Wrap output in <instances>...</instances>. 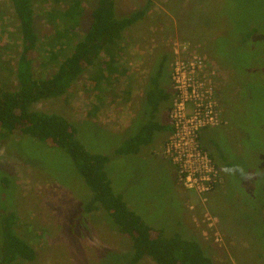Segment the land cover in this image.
Returning a JSON list of instances; mask_svg holds the SVG:
<instances>
[{"label":"rangeland","instance_id":"1","mask_svg":"<svg viewBox=\"0 0 264 264\" xmlns=\"http://www.w3.org/2000/svg\"><path fill=\"white\" fill-rule=\"evenodd\" d=\"M73 1L34 0L38 79L52 75L90 27L98 0H79L84 15L78 26L48 17ZM116 6L121 16L150 9L123 37L117 61L121 76L99 84L108 90H103L106 100L92 93L93 71L88 70L67 94L41 101L35 110L64 117L76 125L78 139L89 151L109 156L113 189L148 225L167 237L175 232L198 240L215 264H264V0H116ZM14 14L11 0H0V88L9 91L19 88L22 50ZM175 44L203 57L220 74L218 95L226 123L201 133L202 146L223 178L220 192H214L207 205L219 221L220 244L213 234H203L202 211L190 210L188 197L180 195L187 193L175 186L170 166L156 163L154 157L138 163L133 156L113 155L124 141L109 132L112 109L123 107L128 95L133 103L142 100L146 78L161 52L170 53L171 69ZM56 55L58 60H52ZM164 78H170L168 72ZM164 86L172 92L171 80ZM96 102H104L101 125L91 122ZM163 146L156 151L158 158L163 157ZM233 166L258 176L253 182L242 180L230 174ZM91 200V190L63 150L27 136L0 140V217L13 213L16 233L36 253L34 261L21 264H128L131 240L105 211L87 212ZM139 264L156 263L145 258Z\"/></svg>","mask_w":264,"mask_h":264},{"label":"trees","instance_id":"2","mask_svg":"<svg viewBox=\"0 0 264 264\" xmlns=\"http://www.w3.org/2000/svg\"><path fill=\"white\" fill-rule=\"evenodd\" d=\"M11 3L21 35L22 50L17 63L19 88L16 91L0 88V140L10 135L31 137L63 150L72 158L92 192L86 211H105L116 229L131 240L133 255L128 264H139L145 258H151L156 264H215L198 240L175 232L167 237L163 231L151 227L130 210L123 196L113 189L107 173L109 156L89 151L78 139L75 124L60 115L43 113L34 108L41 101L67 94L88 70L93 71L90 75L93 82L97 78L120 77L122 72L117 61L122 54L120 45L123 37L128 29L146 17L150 7L121 16L116 0H98L85 37L77 41L71 54L59 63L52 75L38 79L34 61L40 37L35 28L34 0H11ZM82 7V3L75 0L69 7L57 10L56 14L50 12L48 17L52 20L68 19L78 26L84 15ZM57 34L62 35L60 31ZM170 56V53L161 52L151 68V79L146 87L147 103L155 111L173 97L161 87V79L168 72ZM52 60H58L57 55L52 56ZM155 128V125L142 128L118 154L135 152L152 139ZM15 220L13 213L0 217V264H21L36 259L33 247L16 233Z\"/></svg>","mask_w":264,"mask_h":264},{"label":"built area","instance_id":"3","mask_svg":"<svg viewBox=\"0 0 264 264\" xmlns=\"http://www.w3.org/2000/svg\"><path fill=\"white\" fill-rule=\"evenodd\" d=\"M171 81L174 92L169 113L172 132L160 155L176 170L178 183L190 193V210L202 211L207 237L220 244L216 217L207 209L210 196L223 183L221 172L210 153L202 146L201 133L225 124L218 95V71L203 57L175 44ZM190 202V204H189ZM196 223H199L195 219Z\"/></svg>","mask_w":264,"mask_h":264},{"label":"crops","instance_id":"4","mask_svg":"<svg viewBox=\"0 0 264 264\" xmlns=\"http://www.w3.org/2000/svg\"><path fill=\"white\" fill-rule=\"evenodd\" d=\"M172 54L173 51L171 50ZM173 59H174V54H173ZM173 62V61H172ZM173 65V64H172ZM168 73L170 78H162L161 79V87L164 88L166 90L167 93H169V95L173 96L170 98V100L168 101H164L160 107L155 111L153 110L154 108H149V105L147 103V89L145 90V93L143 95L142 100L138 103V102H134L131 101V99L128 101L125 97V102L123 105V107L120 108H116V109H112L114 111V118H112V123H110V127L109 130L106 128V126L101 127L100 129L103 131H109L121 138H123V145L120 147H116L113 155H115V157L118 156H133L136 158L138 163H142V162H147L149 157H154L156 163H159L160 165H167L170 166L172 171V179L175 182V186L177 187V189L180 190V188L178 186H180L187 194H183L181 192V196L182 198L186 199V197H188V201L190 199V193L187 192L177 181L176 178V170L174 168V166L172 165V163H170V161L166 160L165 158H158L156 156V151L158 150V148H161L165 142L168 140L169 136L171 135L172 132V126H171V122L169 120V113L170 110L172 108V100L174 98V92L172 89V92L170 93V91H168V89L165 88L164 86V82L166 80H171V72H172V67L170 69V65L168 66ZM115 78H108L105 80V78H97L96 82H93V79L91 78V90L92 93L95 94V96L97 97L96 99H101V100H106V90L105 87L104 89L102 88L103 86L100 87V83L106 82V81H112ZM147 79V84L148 81L151 78H146ZM172 83V81H171ZM146 84V87H147ZM106 90V91H103ZM123 97V96H122ZM105 102V101H104ZM103 102V103H104ZM102 102H96L95 106H93L92 110L93 113H91L92 115V120L91 122L93 124L97 125H101V122H98V118L100 115L103 114L104 109L101 108V104H103ZM118 119V120H117ZM90 120L85 119V121L83 122H87ZM101 121H102V117H101ZM226 123V122H225ZM152 126L155 125L156 128L153 132V136L152 139L150 141H148L147 143H145L143 146H141L140 148H138L135 152H130L127 154H118L119 151L122 150V147L124 146V144L129 141L132 140L141 130L142 128L146 127V126ZM135 128V132L129 134L130 130L133 128ZM222 127V126H221ZM160 154V153H159ZM112 155V156H113ZM161 156V155H160ZM158 169V168H157ZM179 184V185H178ZM220 192V188L219 190L217 189L215 191V193ZM226 194V192H225ZM187 201V200H186ZM126 202V201H125ZM129 207V206H128ZM132 209H136V207H131ZM131 210V209H130ZM225 233L227 235H229L228 231L224 230Z\"/></svg>","mask_w":264,"mask_h":264},{"label":"clouds","instance_id":"5","mask_svg":"<svg viewBox=\"0 0 264 264\" xmlns=\"http://www.w3.org/2000/svg\"><path fill=\"white\" fill-rule=\"evenodd\" d=\"M229 172L232 175L238 174L239 178H241L242 180H247L249 182H253L258 176L257 172L247 171L241 166H233L229 169Z\"/></svg>","mask_w":264,"mask_h":264}]
</instances>
